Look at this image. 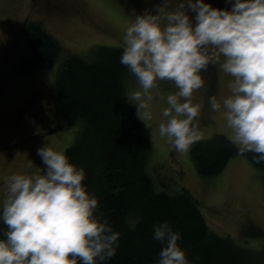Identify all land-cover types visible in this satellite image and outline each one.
Masks as SVG:
<instances>
[{"label":"clouds","instance_id":"1","mask_svg":"<svg viewBox=\"0 0 264 264\" xmlns=\"http://www.w3.org/2000/svg\"><path fill=\"white\" fill-rule=\"evenodd\" d=\"M225 3L230 10L205 0H161L140 14L133 9L120 63L138 89L126 99L146 125L153 120V90L158 94V82H171L176 91L166 97L161 113L166 121L158 133L175 151L188 152L203 139L197 122L201 105L192 102L193 93L205 86L202 73L219 64L232 77L230 94L222 104L209 97L211 110L223 109L238 154L252 153L259 164L264 162V0ZM37 155L43 168L4 180L0 264H105L120 234L95 215L98 200L82 183L84 170L53 147H39ZM153 238L162 245L156 264H190L178 244L180 233L167 221L154 226Z\"/></svg>","mask_w":264,"mask_h":264},{"label":"rangeland","instance_id":"2","mask_svg":"<svg viewBox=\"0 0 264 264\" xmlns=\"http://www.w3.org/2000/svg\"><path fill=\"white\" fill-rule=\"evenodd\" d=\"M160 2L0 0V204L7 176L33 174L38 167H44L37 148L49 146L63 152L74 140L79 125L63 124L54 105L57 69L63 57L69 52L88 55L93 46L100 44L122 47L125 29L135 18L132 10L140 14ZM205 2L216 8H231L225 0ZM26 18L40 21L62 45L52 64L36 66L30 71L23 67L28 34L21 26ZM202 76L205 86L193 93L192 100L201 105L198 130L203 139L216 133L230 139L232 133L223 118V109L213 112L209 97L215 95L222 104L223 98L230 94L228 84L232 77L224 73L219 64L210 65ZM124 86L125 98L138 89L131 74ZM158 90V94L153 90V120L146 123L151 146L146 168L156 190L175 193L187 188L212 230L245 248L261 250L264 238L248 235L251 233L247 231L252 229L251 225L264 229V169L254 166L245 154H236L219 174L200 176L189 151L177 152L166 138L159 136L158 125L166 121L161 115L168 106L166 97L176 89L171 82L161 81ZM129 104L136 111V106Z\"/></svg>","mask_w":264,"mask_h":264},{"label":"trees","instance_id":"3","mask_svg":"<svg viewBox=\"0 0 264 264\" xmlns=\"http://www.w3.org/2000/svg\"><path fill=\"white\" fill-rule=\"evenodd\" d=\"M21 28L28 34L24 69L52 64L62 50L54 35L30 18ZM121 54L122 47L104 44L85 56L67 53L58 65L54 94L62 123L79 125L63 152L84 170L82 183L98 200L95 215L120 234L115 254L105 264H156L162 245L153 230L164 221L180 233L178 244L190 264L264 263V248H245L212 230L187 188L175 193L156 190L146 168L149 127L125 98L124 81L130 73L120 63ZM189 154L198 174L207 177L219 174L238 150L216 133L192 145ZM245 155L264 169V162L253 161L254 154ZM249 228L248 235L264 238V229ZM5 231L0 219V238Z\"/></svg>","mask_w":264,"mask_h":264}]
</instances>
